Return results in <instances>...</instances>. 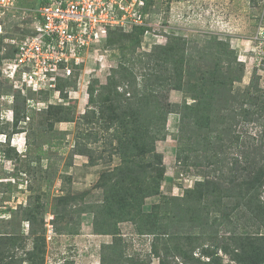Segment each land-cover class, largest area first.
<instances>
[{
  "label": "trees",
  "instance_id": "trees-1",
  "mask_svg": "<svg viewBox=\"0 0 264 264\" xmlns=\"http://www.w3.org/2000/svg\"><path fill=\"white\" fill-rule=\"evenodd\" d=\"M143 1V11L147 12L154 0ZM39 4L40 0L36 6ZM147 31L142 26L127 34L109 32L106 43L117 45L122 55L105 85L93 83L88 87V107L84 117L78 118L83 121L79 124L87 126L103 120L102 128L109 132L108 143L114 146L111 156L120 161L100 174L96 185L102 198L87 207L93 215V230L111 238L100 246L99 264L151 263L138 254L126 253L120 228L124 223L132 226L135 235L152 237L147 256L156 258L158 264H171L176 257L186 260L191 245L204 246L214 240L212 231L221 224L218 211L225 198L236 196L245 200L244 206L264 229V201L260 199L264 193V150L260 151L262 158L243 154L240 161L229 153L233 139L239 138L240 122H251L256 116L259 119L258 112L264 111V90L259 88L257 78L253 75L247 86H238L244 75V63L230 43L218 35H207L199 42L173 35L149 53H137ZM14 52L12 47L11 56ZM71 80L58 85L64 99V88L71 86ZM170 90L181 92L184 101L168 103L166 96ZM18 97L22 96L16 92L14 101ZM22 98L26 105V98ZM187 98L191 99L190 104ZM172 107L180 116L176 158L184 164L193 161L192 166L197 168L202 167V161L207 166L213 165L220 171V178L195 182L184 191L173 213L169 212V200L145 211V200L160 193L164 167L156 142L165 136ZM50 109L65 111L58 105L45 111ZM73 119L70 112L64 118L59 117L65 122ZM17 122L14 114L12 124ZM91 152L86 150L82 155L91 158ZM5 156L9 158V154ZM260 162L263 164L259 165ZM76 198L66 194L52 203V222L57 234H78L77 222L86 211L78 206ZM252 204L255 209L250 208ZM45 210L46 204L35 200L11 211L9 226L26 222L28 229L26 235L21 227L18 232L0 230V264H48ZM76 213L77 219H71ZM191 230L198 233L185 234ZM259 238L264 243V235ZM202 250L209 256L207 248ZM262 258L257 264H264ZM235 259L241 262L238 254ZM52 264L73 262L63 259Z\"/></svg>",
  "mask_w": 264,
  "mask_h": 264
},
{
  "label": "rangeland",
  "instance_id": "rangeland-1",
  "mask_svg": "<svg viewBox=\"0 0 264 264\" xmlns=\"http://www.w3.org/2000/svg\"><path fill=\"white\" fill-rule=\"evenodd\" d=\"M38 2L17 0L12 13L0 10V115L9 108L18 118L13 125L5 123L6 120L0 116V135H5L0 136V230L18 232L21 227L26 235V222L9 226L13 216L11 211H16L19 205L25 207L28 202L39 200L47 207L44 214L47 263L68 259L73 264H99L100 246L109 243L111 238L93 230V215L87 207L102 198L96 185L100 174L120 161L117 156H111L114 146L108 143L109 132L102 128L103 120L87 126L79 124L83 121L78 118L84 117L88 107V87L93 83L99 87L105 85L122 54L117 45L106 43L97 56L91 54L74 73L69 83L71 86L64 88L70 93L63 91L65 105L58 104V108H64L65 113L70 112L73 122L59 120V117L64 118L65 113L59 112L56 107L48 112L27 107L21 94L22 97L11 102L9 96H14L16 92L5 79L2 69L6 60L12 57L14 44L11 41L18 42L26 35L31 25V11ZM147 13L148 32L142 36L137 53H149L153 47L164 45L173 35L191 42H199L207 35H218L230 43L238 59L244 63V75L238 86H247L254 75L259 88L264 90V0H154ZM46 95L31 93L28 97L48 99ZM166 101L172 105L181 104L184 97L181 92L170 90ZM186 101L189 104L192 102L189 98ZM170 111L165 136L156 142V151L162 155L164 167L160 193L145 200V211L169 200V212L173 213L184 191L192 188L195 182L220 178V171L213 165L207 166L202 161V167L197 168L192 166L193 161L184 164L176 158L180 116L174 107ZM262 112H258L259 119L256 116L251 122H240L239 138L233 139L229 151L239 161L243 154L262 158ZM7 138H12L10 143H5ZM12 143L19 144L17 150L24 151L23 156L19 157L11 150ZM86 150L92 151L91 158L82 155ZM5 153L9 154V160ZM66 194L76 196L78 206L86 211L77 222V235L57 234L52 222L51 205L56 198ZM260 199L264 201V193H261ZM244 205L245 200L241 201L236 196L223 199L218 211L221 224L212 231L214 240L204 246L191 245L188 248L191 251L189 258L183 260L176 257L171 264H257L264 257V243L258 240L264 235V229ZM250 208L255 209V204ZM71 217L77 219L78 213ZM120 228L127 254H138L150 264H158L156 258L147 256L151 236L135 235L129 223L121 224ZM197 233V230H191L185 234ZM202 248L208 249L209 256ZM237 254L241 258L240 263L235 259Z\"/></svg>",
  "mask_w": 264,
  "mask_h": 264
},
{
  "label": "built area",
  "instance_id": "built-area-1",
  "mask_svg": "<svg viewBox=\"0 0 264 264\" xmlns=\"http://www.w3.org/2000/svg\"><path fill=\"white\" fill-rule=\"evenodd\" d=\"M16 3L0 0V10L12 13ZM144 6L143 0H40L31 11L26 35L11 41L15 52L4 63L5 79L26 98L29 108L41 111L65 105L58 85L74 78L91 54L98 55L109 32L130 33L135 27L149 26ZM28 93L47 94L48 99L35 100ZM9 98L12 102L14 96ZM5 113L2 119L13 121V111Z\"/></svg>",
  "mask_w": 264,
  "mask_h": 264
},
{
  "label": "crops",
  "instance_id": "crops-1",
  "mask_svg": "<svg viewBox=\"0 0 264 264\" xmlns=\"http://www.w3.org/2000/svg\"><path fill=\"white\" fill-rule=\"evenodd\" d=\"M7 110H9V108L7 109ZM6 110V111H7ZM6 111H3L2 113H1V115L0 116H3L4 115V113L6 112ZM6 114V113H5ZM1 119H2V117H1ZM13 119H14V116H13ZM7 122H9V123H13V121H10V120H6V122L5 123H7ZM21 133V132H20ZM11 140H12V138H7V140H6V142L5 143H10L11 142ZM1 144V143H0ZM11 145V144H10ZM19 144H17V143H12V145H11V150H14V153L15 154H17L19 157H21V156H23L22 154H23V152L24 151H20L19 149L17 150V146H18ZM4 158H6V157H4ZM8 160L10 159V158H7Z\"/></svg>",
  "mask_w": 264,
  "mask_h": 264
}]
</instances>
